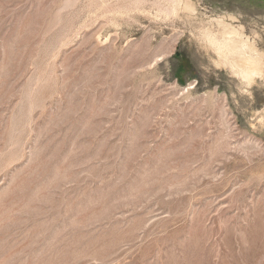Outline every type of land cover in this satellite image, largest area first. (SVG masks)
I'll return each instance as SVG.
<instances>
[{
    "label": "rangeland",
    "instance_id": "rangeland-1",
    "mask_svg": "<svg viewBox=\"0 0 264 264\" xmlns=\"http://www.w3.org/2000/svg\"><path fill=\"white\" fill-rule=\"evenodd\" d=\"M229 16L264 53V0H0V264H264V75L203 35Z\"/></svg>",
    "mask_w": 264,
    "mask_h": 264
},
{
    "label": "bare ground",
    "instance_id": "bare-ground-1",
    "mask_svg": "<svg viewBox=\"0 0 264 264\" xmlns=\"http://www.w3.org/2000/svg\"><path fill=\"white\" fill-rule=\"evenodd\" d=\"M181 4L182 3H179V5ZM179 8H173L174 14L177 13V9ZM182 9L187 10L190 15L194 12V7L189 1L184 3ZM224 18H215L216 20H214V22L217 27L216 32L211 30L212 28H208L203 32L205 42L209 48L214 51L217 57L215 58L217 65L220 67L229 66L238 78L247 82V85H253V83L256 82L255 80L257 77L263 78L264 53L260 52V50L256 48L255 40L251 41L249 38L245 37L242 32V26L235 27L231 24V22L235 20L234 17L229 16L226 19ZM212 21L210 22V25L212 24Z\"/></svg>",
    "mask_w": 264,
    "mask_h": 264
}]
</instances>
